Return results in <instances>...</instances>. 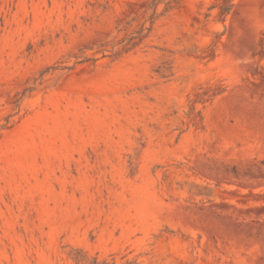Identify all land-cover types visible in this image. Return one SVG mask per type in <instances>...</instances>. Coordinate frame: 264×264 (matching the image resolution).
Wrapping results in <instances>:
<instances>
[{"label": "rangeland", "instance_id": "1", "mask_svg": "<svg viewBox=\"0 0 264 264\" xmlns=\"http://www.w3.org/2000/svg\"><path fill=\"white\" fill-rule=\"evenodd\" d=\"M0 264H264V0H0Z\"/></svg>", "mask_w": 264, "mask_h": 264}]
</instances>
